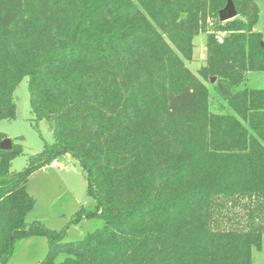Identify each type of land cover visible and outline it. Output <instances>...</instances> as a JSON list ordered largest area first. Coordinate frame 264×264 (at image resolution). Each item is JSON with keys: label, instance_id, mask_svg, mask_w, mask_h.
<instances>
[{"label": "trees", "instance_id": "trees-1", "mask_svg": "<svg viewBox=\"0 0 264 264\" xmlns=\"http://www.w3.org/2000/svg\"><path fill=\"white\" fill-rule=\"evenodd\" d=\"M227 1L0 0V122L15 118L26 78L34 120L53 136L21 172L10 168L21 146L0 149V264L30 237L48 244L38 264L252 263L264 236V89L242 86L264 72V35L255 0H231L237 17L221 23ZM62 155L96 201L69 225L104 222L72 243L27 220L28 178Z\"/></svg>", "mask_w": 264, "mask_h": 264}, {"label": "rangeland", "instance_id": "rangeland-1", "mask_svg": "<svg viewBox=\"0 0 264 264\" xmlns=\"http://www.w3.org/2000/svg\"><path fill=\"white\" fill-rule=\"evenodd\" d=\"M259 10L255 30L264 35V0H255ZM225 33H218L216 38L221 42ZM205 35L195 38L196 47L193 60L187 63L188 68L196 74L197 68L204 58ZM215 82V81H214ZM213 82V83H214ZM213 83L204 82L208 88L210 110L218 112L224 102L213 91ZM250 89H264V72H249L242 86ZM16 115L13 120L0 122V132L10 139L14 145L22 148V154L11 161L10 168L21 172L29 165V158L40 153L46 144L53 141L49 124L42 120L36 122L29 104L27 79H22L13 93ZM55 161L63 166V170L52 165L35 171L28 178L27 192L33 197L35 204L28 214L27 220L37 221L45 228L60 232L64 231V243H72L95 230L101 229L104 222L93 216L81 220L77 225H69L70 220L79 210L94 212L96 201L88 195L86 172L82 171L76 160L69 155H62ZM48 244L44 237H30L14 243V253L8 264H38L47 254ZM251 264H264V236L260 251H252Z\"/></svg>", "mask_w": 264, "mask_h": 264}, {"label": "water", "instance_id": "water-1", "mask_svg": "<svg viewBox=\"0 0 264 264\" xmlns=\"http://www.w3.org/2000/svg\"><path fill=\"white\" fill-rule=\"evenodd\" d=\"M237 17V12L235 10V7L232 3L231 0H228L225 7L219 11L218 13V20L223 23L227 22L229 20H232ZM262 47L264 48V44H261ZM215 81V78H211V83ZM11 148V141L10 139L5 138L1 143H0V149L1 150H9Z\"/></svg>", "mask_w": 264, "mask_h": 264}, {"label": "built area", "instance_id": "built-area-1", "mask_svg": "<svg viewBox=\"0 0 264 264\" xmlns=\"http://www.w3.org/2000/svg\"><path fill=\"white\" fill-rule=\"evenodd\" d=\"M51 165H52V167H55L57 169H63L62 164L57 162V161L52 162Z\"/></svg>", "mask_w": 264, "mask_h": 264}, {"label": "crops", "instance_id": "crops-1", "mask_svg": "<svg viewBox=\"0 0 264 264\" xmlns=\"http://www.w3.org/2000/svg\"><path fill=\"white\" fill-rule=\"evenodd\" d=\"M55 168V167H54ZM56 169V168H55ZM63 169H59V171H62Z\"/></svg>", "mask_w": 264, "mask_h": 264}]
</instances>
